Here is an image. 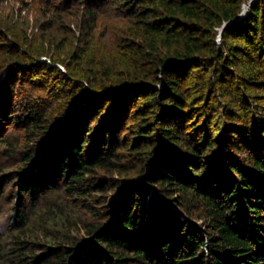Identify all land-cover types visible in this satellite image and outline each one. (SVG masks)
Listing matches in <instances>:
<instances>
[{
	"label": "trees",
	"instance_id": "1",
	"mask_svg": "<svg viewBox=\"0 0 264 264\" xmlns=\"http://www.w3.org/2000/svg\"><path fill=\"white\" fill-rule=\"evenodd\" d=\"M50 1L44 0L47 8ZM242 1L57 0L55 12L74 2L85 7L90 26L95 8L128 14L138 41L124 40L125 50L148 66L133 62L125 82L107 88L105 77H91L85 87L54 72L47 90L61 101L48 111V105L23 100L18 117L12 116V99L1 93L0 153L19 156L21 165L0 177V213L10 212L0 222V264H264V157L248 143L244 148L250 150L239 160L232 145L237 133L264 140V116L248 115L251 105L239 108L236 95L225 94L233 79L222 78L217 82L227 89L220 88L219 96L228 95L234 105L221 102L226 125L216 126L214 140L207 116L188 137L171 119L187 109L190 97L181 84L202 65L208 71L223 61L226 72L240 66L235 82L263 86L264 0L237 18ZM225 23L226 38L234 40L231 58L214 40ZM29 58L15 55L13 70L25 69L24 63L54 70ZM105 91L115 92L112 119L91 127L71 118L76 101L81 104L74 112L80 115L87 101ZM149 97L159 101V111L136 103ZM127 118L133 130L120 141L117 127ZM11 119L23 130L9 139L3 130ZM39 228L45 241L33 232ZM71 230L83 232L84 239Z\"/></svg>",
	"mask_w": 264,
	"mask_h": 264
},
{
	"label": "rangeland",
	"instance_id": "2",
	"mask_svg": "<svg viewBox=\"0 0 264 264\" xmlns=\"http://www.w3.org/2000/svg\"><path fill=\"white\" fill-rule=\"evenodd\" d=\"M234 1L230 0V4H233ZM250 1L243 0L241 2V12L238 18L244 17L249 7L258 0L252 2L244 10V7ZM57 3V0H52L49 2V8H47L44 0H0V98L1 93L2 96L6 93V96L12 99V105L14 106H12L14 109L13 117H18L22 114V106L25 103L23 100L38 102L45 106L48 105V111L55 107L59 100L61 101V99L51 93V89L47 90L54 84L57 77L54 72L64 75L70 85H76L81 82L85 87L90 86L91 77L97 78V80L105 77L103 82H105L106 86L104 88H107L112 87V84L117 86L125 82L126 72L135 68L132 65L133 62L136 63L137 61L138 65H143L142 67L147 69L148 65L142 64V59L139 56L135 58V61L129 56L131 54L125 50L124 40L135 39L134 35L136 34L134 22H131L128 14L108 7L95 8L97 11L94 22L90 26L86 8L81 4L74 2L69 8L55 12L53 6ZM226 26L227 23L216 31L214 40L217 48L225 52L224 56L231 58L233 55L231 50L233 48L230 46L234 40L231 37L226 38ZM3 42L11 45L6 47L2 45ZM22 54L28 55L30 57L29 60H37L38 63L41 62L54 70L45 68L30 69V67H26V63H24L25 69L13 70V57L15 55L22 56ZM237 57L240 56L238 55ZM223 65V61L216 62L208 71L202 70L205 65H202L201 68H195L187 77L188 79L181 84L182 91L186 90L185 92L190 97L189 101L186 102L187 109L181 117L175 116L171 119L178 121L177 128L183 131L187 135L186 137H188L189 132L192 133L194 124L203 123L206 116L211 122V127H209V132L212 136L211 140L217 137L215 133H212L216 126L223 127L226 125V119H223V122L220 116V111L223 109V103L221 102L223 101L229 105L234 104L230 101L228 95L222 97L223 99L220 98L219 94L223 92L220 88L223 90L227 88L224 84H219L217 82L218 79L223 78L226 81L233 79L230 82L231 84L229 83V90H225V94L229 92L235 94L239 101V108L242 105H251L249 107L251 112L249 111L248 115L254 118H256V115L264 116V84L261 88L255 86L245 87L246 85L235 82L236 79L233 78L242 71V68L237 66L226 72L223 70ZM202 82L204 85H202ZM66 86L68 87V85ZM160 86L162 84H159ZM122 91L124 89L119 92ZM14 93L16 96H13ZM114 96L115 92L110 94V92L105 91L96 94L94 101H87L83 105V111L80 115H75L74 112L77 109L76 107L81 104V102L76 101L70 113L71 118L81 119V122L85 121L84 123L91 125V127H97L99 119H112L113 115L116 114ZM141 101L144 105L150 107L149 111L152 113L157 112V109L158 111L161 109V105L156 99L151 97L146 100L138 99L136 103L139 104ZM88 112L93 113L91 114L92 117L88 118ZM99 112L100 116L98 118L97 114ZM51 113L48 115L53 116ZM129 116H133L132 111H130ZM102 123H99L100 126ZM130 123L128 119L127 122L123 121L121 128L117 127L120 141L130 137L129 134L133 130ZM208 123L207 121L205 125L208 126ZM122 127L125 128L123 129ZM129 127L131 129L130 132H128ZM22 130L21 124L16 119H11L10 125L3 130V136L11 139L20 135ZM256 135L253 134L252 136ZM251 138L248 140L241 139V133L233 136V150L236 151L239 160L243 156L242 152L244 153V150L249 149L244 148V146H248V143L251 146L252 153H259L264 157V140L255 141ZM148 145L151 146V143L148 142ZM213 147L215 148L216 146L213 145ZM1 149L0 152L2 151ZM118 151L123 153L121 148ZM126 157H124L123 163L129 162ZM19 159L17 155L4 158L0 153V177L16 170L21 165ZM104 175L101 172L99 177L102 178ZM171 203L175 206L173 201ZM96 207L101 210L98 213L104 212L103 206ZM175 208L178 207L175 206ZM81 215L84 214L82 213ZM7 216H10L9 208L8 210L3 208V213H0V222L6 220ZM192 220L196 222V220ZM197 223H200V221L198 220ZM37 230L41 232L39 238L45 241L46 238L41 228L34 229L33 232L35 233ZM66 231L67 229H64V233ZM69 232L76 239H84L83 232L76 233L75 230ZM51 233L57 234V232Z\"/></svg>",
	"mask_w": 264,
	"mask_h": 264
},
{
	"label": "water",
	"instance_id": "3",
	"mask_svg": "<svg viewBox=\"0 0 264 264\" xmlns=\"http://www.w3.org/2000/svg\"><path fill=\"white\" fill-rule=\"evenodd\" d=\"M255 0H251L245 7H244V10H246L247 9V7L252 3V2H254ZM241 16V15H240ZM238 18V17H237Z\"/></svg>",
	"mask_w": 264,
	"mask_h": 264
}]
</instances>
